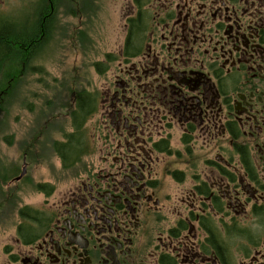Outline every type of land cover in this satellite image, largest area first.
<instances>
[{
	"label": "flooded vegetation",
	"instance_id": "af4514ba",
	"mask_svg": "<svg viewBox=\"0 0 264 264\" xmlns=\"http://www.w3.org/2000/svg\"><path fill=\"white\" fill-rule=\"evenodd\" d=\"M120 7L110 49L91 64L99 85L75 61L72 78L58 71L46 89L44 66L31 65L53 36L77 59L94 50L89 38L80 45V25L57 27L51 4L40 47L4 57L0 101L22 86L32 111L37 72L38 138L57 117L70 131L50 142L65 187L47 207L19 206L0 264H264V0ZM27 157L18 172L0 166L11 207L26 192Z\"/></svg>",
	"mask_w": 264,
	"mask_h": 264
},
{
	"label": "rangeland",
	"instance_id": "374dc122",
	"mask_svg": "<svg viewBox=\"0 0 264 264\" xmlns=\"http://www.w3.org/2000/svg\"><path fill=\"white\" fill-rule=\"evenodd\" d=\"M58 1L55 15L57 27L69 29L80 25L82 27L81 32H84L82 35L79 34L82 39L80 45L84 46L86 38H89L94 45V50L89 54L82 52L81 57L79 55L77 59L75 52L72 51L67 42V37L53 36L41 55L36 60L31 61V65L41 64L44 66L46 89L53 88L55 84L54 77L58 75V71L64 73V79H66L65 72H67L68 78H72L75 74L72 69L75 61H77V66L82 67L80 73L89 74L92 83L99 85L103 78L96 74L95 66L92 67L91 64L98 60L101 61L104 52L110 49V41L112 43L115 38L120 22L119 13L123 0ZM23 2H26L28 6L22 7ZM36 2L37 0H0V10H10L13 14V17L8 14V18L4 23L21 22L22 24L25 23L28 29V25L33 23V14L41 8L40 4L36 7ZM91 4L94 5L93 12L88 13L86 5ZM4 66L7 68L8 63L6 62ZM29 79L31 93L29 105H31L32 111L27 112L25 109L22 86L17 88L16 95L13 98L5 100L6 97L4 96L3 100L0 101V166L18 172L22 165V154L27 151L29 175L27 183H22L26 185V192L23 200H19L17 206L11 207L9 203L0 201V261L5 258V248L13 243L12 237L15 234L14 229L18 222L16 210L19 206L26 205L38 209L47 207V203L52 200V196L55 197L65 187L64 180L59 179L62 171L57 157L50 148V142L53 139L60 138L62 133L69 132L70 126L61 123L62 118L57 117L52 121L55 127L48 126L49 128L43 131V134L38 138L37 125L42 121H37V118L42 117L39 109L43 104L42 98H38L39 74L33 71L30 73ZM79 80L78 77L77 83H79ZM46 99H48V95ZM47 102L45 107L48 108L47 113H49L51 104ZM25 116H28V118ZM27 129L29 132H27ZM3 175L7 176L9 174L5 173ZM37 184L45 185V189L51 188V195L44 196L38 191Z\"/></svg>",
	"mask_w": 264,
	"mask_h": 264
},
{
	"label": "trees",
	"instance_id": "16d2710c",
	"mask_svg": "<svg viewBox=\"0 0 264 264\" xmlns=\"http://www.w3.org/2000/svg\"><path fill=\"white\" fill-rule=\"evenodd\" d=\"M58 0H37L36 7L40 4L41 8L39 11H35L33 14V23L29 24V28H26V24L19 23H4L0 24V69L4 67V63L7 61L10 63V59L4 58L12 48H17L20 52H25L24 47H28L31 51H35L41 45V43L46 39L48 35V29L52 23V14L42 17V11L48 13L50 11L49 4L53 7V13L57 10ZM35 7V8H36ZM37 10V9H36ZM7 62V63H8ZM70 144L62 145L66 146L68 150L69 147L71 150L76 151V146H69ZM76 149V150H75ZM48 188L45 189L46 194L49 193ZM29 211L28 208H24L23 211ZM28 213V212H27ZM25 215L24 212H22Z\"/></svg>",
	"mask_w": 264,
	"mask_h": 264
}]
</instances>
